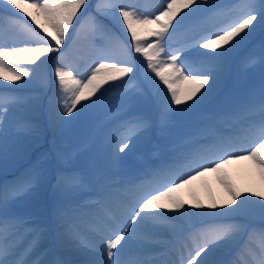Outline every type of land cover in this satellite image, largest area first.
I'll return each mask as SVG.
<instances>
[{
	"label": "snow or ice",
	"instance_id": "1",
	"mask_svg": "<svg viewBox=\"0 0 264 264\" xmlns=\"http://www.w3.org/2000/svg\"><path fill=\"white\" fill-rule=\"evenodd\" d=\"M87 3L88 0H0V79L15 83L25 77H34L49 61L55 60V86L49 99V119L52 123L68 125L90 107L84 105L77 111L82 101L96 96L109 82L138 71L132 51L142 55L146 61L144 79L153 89L154 111L130 112L107 131L104 139L114 167L123 161L121 154L132 151L153 129L159 127L164 131L178 113L208 100L230 72L228 58L232 53L248 44L258 31L264 32V0H236L230 9L235 13L230 23L198 39L191 37L181 47L172 50L167 47L170 29L175 34L188 17L214 9L216 5L211 0H159L160 6L153 13L137 11L132 0H97L98 16L115 20L122 35L130 34L129 47V42L112 32L98 16L87 15ZM25 5L33 11H26ZM202 5L207 7L202 8ZM188 9L191 11L186 12ZM17 13L27 16L50 39L40 35ZM78 14L83 22L77 20ZM74 20L77 27L72 28V42L84 37L100 50L101 62H93L94 67L86 80L77 78L75 70L63 63L67 50L62 52L61 48L69 39L67 34ZM125 26L126 33L123 32ZM20 34L25 37L23 46L19 41ZM9 39H12L11 45ZM226 45L230 47L225 48ZM110 47H119L123 59L116 61L107 55L106 50ZM222 48L224 51L216 55L199 51L205 49L216 53ZM53 53L58 55L53 57L50 55ZM255 68L261 72V88L242 102L227 105L215 120L201 129L197 137H204L206 143H200L197 137H189L185 143L191 147L178 152L172 161L147 169L138 183L115 189L101 188L94 211L88 218V227L97 237L96 242L82 238L79 224L83 217L76 216L69 221V227L60 233L61 238L74 251L86 249L92 257L79 264H154L147 257H129L126 253L133 247L145 248L155 244L156 237L163 230H174L175 225L169 221L190 223L205 217L212 222L193 231L189 236L190 243L186 241L175 249L177 258L162 264H214L209 257L233 249L235 252L228 264H264V196H260L259 201L242 199L223 174L229 165L247 161L264 182V40L258 46L248 48L239 71L246 74ZM149 70L154 77L148 74ZM155 78L166 86V92ZM131 80H135V76ZM29 83L31 80H25L18 88ZM182 84L187 87L181 88ZM0 87L6 89V86ZM6 90L10 93L8 96L0 94V158L10 153L9 140L13 138V131L8 126L10 116L21 109L34 112L37 107L34 102L16 95L17 89ZM136 91L140 92V89L137 87ZM185 104L188 109L178 107ZM74 112L76 116H73ZM237 123L241 125L239 131L225 134L221 130L220 125L231 127ZM16 128L15 135L24 148L38 142L40 129L35 120L23 117L16 122ZM209 173L221 174L220 183L227 190L230 204L235 207L215 211L218 206L212 203L208 208L213 211L189 212L186 202L177 193ZM42 181L43 173L36 171L23 181L0 188V264H45L39 257L28 259L45 236L44 226L10 211L12 202L36 191ZM86 183L87 177L78 172H61L58 177V184L70 189ZM193 207L203 209L204 206L196 203ZM161 210L178 215H167ZM220 217L259 218L260 226L238 221L216 222Z\"/></svg>",
	"mask_w": 264,
	"mask_h": 264
},
{
	"label": "rangeland",
	"instance_id": "2",
	"mask_svg": "<svg viewBox=\"0 0 264 264\" xmlns=\"http://www.w3.org/2000/svg\"><path fill=\"white\" fill-rule=\"evenodd\" d=\"M211 2L216 5L211 11H201L188 17L176 29L175 34L170 29L169 36L171 38L168 40L167 47L175 50L185 44L189 38L195 37L198 39L232 21L235 13L231 12L230 9L236 3V0H211ZM135 5L137 11L144 13H153L160 6L159 0H140ZM206 7L202 5V8ZM190 11L191 9L186 10V12ZM183 15L184 13H181V16ZM107 19L110 24L118 25L115 20ZM179 19L180 17H177V20ZM173 23L175 27L176 22ZM118 27L120 26L118 25ZM119 37L128 41L129 47H131L130 34ZM262 40H264V32L258 31L248 44L232 53L228 58L230 72L226 74L217 91L197 107L178 113L164 131H161L159 127L153 129L149 136L137 143L132 151L121 154L124 159L118 167H114L109 159L108 146L104 139L107 131L116 126L119 118L128 115L130 112L154 111L153 89L150 82L144 79L146 61L142 55L132 51L138 71L130 73L128 77L121 80L109 82L100 89L96 96L87 101H82L77 106V111L84 105H89L90 112H82L80 117L71 124L61 125L50 122L48 112L49 92L47 91L42 93L46 98L43 101L46 107H42V103H39V107H36L34 112L27 109L22 112L15 111L9 118L8 126L16 128L17 121L23 117H29L38 124L40 138L38 142L24 148L21 141L13 142L17 138L15 133L18 131L13 130V138L9 140L10 153L4 158H0V188L23 181L36 171L43 173V181L36 191L12 202L10 211L12 213L17 211L30 212L34 214L30 219L36 218L39 222L47 219L48 214H52L56 222H61L62 218L68 214L70 216L86 215L87 211L94 210V205L87 199L85 189H82L79 196H75L72 189L60 186L58 177L61 172L81 173L87 177V183H93L101 188L105 187L102 180L105 177H113L112 175H119L127 184L137 177L138 166L131 159L139 158L144 148L159 145L168 151L171 150L174 155L175 148L177 150L185 149V141L196 128L200 127V120L203 116L211 117L212 120L209 121L211 122L215 118V114L213 115L214 108L217 107L222 113L227 105L234 103L233 98L235 95H246L241 99L243 101L250 93L259 91L262 85L260 69L249 70L246 74L240 72L239 69L248 48L258 46ZM224 47L227 48L230 45ZM199 51L216 55L224 49H217L216 53L205 49H199ZM148 74L154 77V73H151L150 70ZM84 75L81 74V77H84ZM133 76H135V80L130 81ZM155 80L166 92V86L160 83L158 78H155ZM125 81H130V83L126 84ZM137 87L140 92L136 91ZM180 87L185 88L187 85L182 84ZM224 94H226L225 98L219 101V97ZM25 99L28 101V98ZM189 103H194V101ZM97 105L99 107L96 108ZM178 107L188 109V104ZM73 116H76V112L73 113ZM68 119H72V117H68ZM169 144L172 146H169ZM13 146L14 150H12ZM61 154H63V158H61ZM64 169L70 171H64ZM15 172H18V174ZM75 198L78 199L74 200ZM38 207L39 209H37ZM60 225L61 228L58 227L59 232L65 227H69L66 223ZM86 233L89 234L88 231Z\"/></svg>",
	"mask_w": 264,
	"mask_h": 264
},
{
	"label": "bare ground",
	"instance_id": "3",
	"mask_svg": "<svg viewBox=\"0 0 264 264\" xmlns=\"http://www.w3.org/2000/svg\"><path fill=\"white\" fill-rule=\"evenodd\" d=\"M140 0H132V2L135 4L136 2H139ZM97 3V0H88V3L85 7L88 9L87 15H94L98 16L96 13L95 5ZM26 11H33L31 8L27 7L25 5ZM14 12H16L15 9H13ZM83 11V9H82ZM147 13V12H145ZM20 16H23L22 13H17ZM23 19L37 32L40 33V35L45 36L46 39H50V37H47L46 34L39 29L35 24L32 23V21L27 17L23 16ZM103 24H105L109 29H111L112 32L116 33L117 36L122 37L121 29L116 24H110L104 17H99ZM77 20H81L80 14L77 16ZM81 22H83L81 20ZM77 27V23L74 20L73 26L70 28L68 36V41L64 47L61 48V51L67 50V56L64 59V64L72 69H74L77 78H84L86 80V77L90 75L91 67H94L93 62L94 61H100V50L95 48L92 44L89 43V41L81 37L80 40L76 41L75 43L72 42L73 33L72 28ZM126 26L123 29V32L126 33ZM5 31L7 29L5 28ZM25 39L23 34H20L19 41L21 42V46H23L22 41ZM8 44H12V39L8 40ZM107 55H109L112 59L116 61H120L123 59L121 57V50L119 47H110L106 50ZM51 56L58 55L57 53L50 54ZM107 62V61H102ZM21 67L25 68H31L34 66L30 65H21ZM54 67H55V60L49 61V63L45 66V68L38 74H35L34 77H25L21 81H16L15 83L10 81H4L0 79V82L7 83L9 86L6 87V89H17L15 92L16 95L23 96L24 98H28L29 102H34L37 107H39V103H42V107H46L45 103V97L42 95L44 92H49V99L52 97L53 94V88H54ZM81 74H85L84 77H81ZM25 80H31V83H29L27 86L18 88L19 85H23ZM4 87H0V94L4 96H8L10 93L6 90ZM225 95H222L219 97V101L221 99L225 98ZM246 95L238 94L235 95L233 98V102H238L242 98H244ZM47 97V98H48ZM102 98V97H101ZM40 101V102H39ZM99 107L98 105L96 108ZM25 111L26 109H21ZM215 114V119L219 114L221 113L219 109L216 107L213 109ZM49 112V110H48ZM84 113H89V107L83 111ZM85 117V116H84ZM68 119V117H66ZM210 117L203 116L200 120L201 125L200 127L194 132L192 137H197L198 132L203 129L206 125H208ZM221 130L225 134H230L232 131L236 130L239 131L241 128L240 124H232L231 127H227L224 125H220ZM10 129L17 130V128L9 127ZM53 132H55L53 130ZM200 143H206V139L204 137H197ZM20 141L19 137L17 136L16 139H14L13 142ZM191 147V145H187L185 148V151ZM153 148V149H152ZM175 158L171 157V153L162 146L154 145L153 147H147L142 150V153L139 158L137 159H131L135 165L138 166L137 169V177L135 178L133 182H139L140 178L144 174V172L147 169H155L158 168L162 163L172 161ZM131 161L130 159H128ZM131 161V162H132ZM223 174L226 176V179L229 183L233 184L235 189L239 191L241 194V198H249V199H255L260 200V196H264V182L261 181L259 174L255 168L251 166V164L247 161L240 162V163H234L232 165H229L226 169L223 170ZM221 174L217 173H209L208 175L199 178L195 181H193L190 185H185L183 188L179 190L177 195L184 200L185 207L189 212H198V211H213V209L208 208V205L215 203L218 207L215 211H227L229 207H235V205L230 204V197L227 193V190L223 186V184L220 183L219 176ZM113 177H105V187H111L112 189H115L116 187H120L121 184L120 181L122 180L120 176L112 175ZM82 189H87L89 191L94 192V202H96L97 199V193L101 190V187L92 186L91 184H87L86 186H82L80 188L72 189V193L75 196H79L82 193ZM257 193L258 195L253 197L251 194ZM78 198H75L74 200H77ZM196 203H200L203 205V209H197L193 207ZM220 206H226L221 208ZM166 212L167 215H178L175 212H167V210H161ZM90 216V215H89ZM75 217V216H74ZM74 217L70 218V214L68 216L63 217L62 223H67L68 220V226L69 221L72 220ZM81 217V216H80ZM55 219V217H52ZM68 218V219H67ZM70 218V219H69ZM56 221V220H55ZM244 222L252 224L256 227L260 226L259 218H249V217H220L217 218L216 222ZM53 222V221H52ZM210 218H201L197 220H193L192 222H181V221H169L168 223L171 225H175L177 232L175 230H163L159 233V235L156 237L157 242L155 244L149 245L145 248H131L126 253L129 257L134 256H141V257H147L151 259L154 264H162V262L165 261H171L176 259L175 255V249L177 246L181 245L184 242H189V236L193 231H195L197 228H199L202 224L211 223ZM58 225V222H53V226L56 231L57 238L50 239L53 240V242H47V244H43V240L41 241L40 245H44L42 248H37V250L33 253L30 261L32 259H35L39 257L42 261L45 262V264H79V262L84 261L86 259L92 258L91 255L87 252L86 249L81 250L80 252L74 251L65 240L61 238L60 233L66 229H62V231L59 232L57 229V226L61 228V225ZM79 229L82 235V238L86 241L96 242L97 237L95 234L89 229L88 227V218L83 217L81 223L79 224ZM83 230V231H82ZM86 231L89 232V234L86 233ZM58 233V234H57ZM258 242V239H257ZM156 245H162L161 248H156ZM65 247L68 249V260L64 259L62 256L57 255L56 261H45V259H49L48 254L50 250L57 249V251H64ZM64 248V249H63ZM72 253H70V252ZM235 250L232 251H220L217 252L215 255L209 257L210 260L214 262V264H228L229 260L232 259L234 255ZM43 253V255H41ZM54 253V252H53Z\"/></svg>",
	"mask_w": 264,
	"mask_h": 264
}]
</instances>
